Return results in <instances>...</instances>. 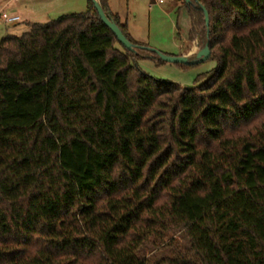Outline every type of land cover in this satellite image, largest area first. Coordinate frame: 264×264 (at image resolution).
<instances>
[{"label": "trees", "instance_id": "obj_1", "mask_svg": "<svg viewBox=\"0 0 264 264\" xmlns=\"http://www.w3.org/2000/svg\"><path fill=\"white\" fill-rule=\"evenodd\" d=\"M99 1L144 49L93 0L0 40V264H149L169 232L162 264H264V0H184L218 62L189 88Z\"/></svg>", "mask_w": 264, "mask_h": 264}, {"label": "rangeland", "instance_id": "obj_2", "mask_svg": "<svg viewBox=\"0 0 264 264\" xmlns=\"http://www.w3.org/2000/svg\"><path fill=\"white\" fill-rule=\"evenodd\" d=\"M109 0L111 9L127 22L131 33L139 40L163 53L183 56L203 47L202 39L190 41L191 20L184 0ZM88 8V0H0V13L18 15L20 20L0 23V40L8 35L22 36L30 22L47 23L62 15L80 13ZM141 70L154 78L173 82L183 87L203 83L218 67V62L207 59L193 65L157 63L149 57L138 59ZM140 256L149 264H162V260L179 254L192 256L188 239L182 233L169 232L162 240L151 239L140 250Z\"/></svg>", "mask_w": 264, "mask_h": 264}, {"label": "water", "instance_id": "obj_3", "mask_svg": "<svg viewBox=\"0 0 264 264\" xmlns=\"http://www.w3.org/2000/svg\"><path fill=\"white\" fill-rule=\"evenodd\" d=\"M96 10L99 13L100 18L102 21L112 30V32L117 36L119 42L128 50L137 52L138 49H144L143 46L136 45L132 43L122 32L120 27L116 24L115 21H113L108 15L102 4L100 3L99 0H93ZM187 3H190L191 0H186ZM200 8L203 10L204 15H205V23L207 27V33L209 34V26H210V15L205 6L200 5ZM148 51L155 53L160 60H163L165 62H170V63H181V64H197L200 62H203L207 60L210 55H211V50L209 46V42H207L202 48H200L194 56L191 55H183V56H174V55H169L166 53L161 52L160 50H157L155 48H146Z\"/></svg>", "mask_w": 264, "mask_h": 264}, {"label": "built area", "instance_id": "obj_4", "mask_svg": "<svg viewBox=\"0 0 264 264\" xmlns=\"http://www.w3.org/2000/svg\"><path fill=\"white\" fill-rule=\"evenodd\" d=\"M158 2L162 4L165 3L166 0H159ZM18 20H20V16L18 15L9 16L4 13H0V23H11Z\"/></svg>", "mask_w": 264, "mask_h": 264}, {"label": "crops", "instance_id": "obj_5", "mask_svg": "<svg viewBox=\"0 0 264 264\" xmlns=\"http://www.w3.org/2000/svg\"><path fill=\"white\" fill-rule=\"evenodd\" d=\"M109 5H110V2H109ZM110 9H111V6H110ZM111 11H112L113 13H117V12H114L112 9H111ZM129 30H130V28H129ZM130 33H131V30H130ZM131 35H132V37H133L134 39H136V40H138V41H141V40L137 39L132 33H131ZM142 42H143V41H142ZM190 53H191V51H187V52H184L183 55H189Z\"/></svg>", "mask_w": 264, "mask_h": 264}]
</instances>
